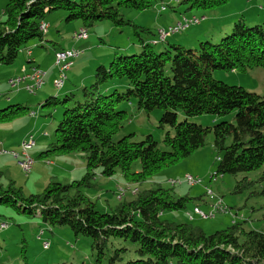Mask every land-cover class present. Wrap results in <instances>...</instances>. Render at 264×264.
<instances>
[{
	"label": "trees",
	"instance_id": "trees-1",
	"mask_svg": "<svg viewBox=\"0 0 264 264\" xmlns=\"http://www.w3.org/2000/svg\"><path fill=\"white\" fill-rule=\"evenodd\" d=\"M157 1L162 0L7 1L0 20L2 65L13 64L23 51L27 54L29 48L26 47L31 40H42L46 33L40 31V22L57 10L66 12V22L79 21L80 28L89 29L102 20L118 28L130 27L141 50L119 54L113 49L109 64L98 63L93 82L81 88L79 97L64 91L62 98L55 93L41 104L48 109L60 106L62 118L55 127L54 141L38 158L81 153L85 164L83 176L67 182L51 176L41 192L30 194H25L21 186H15L10 180L6 187L0 184V205L16 213L38 215L49 226H67L76 237L91 238L97 262L104 258L106 248L112 243L110 240L120 239L135 245L131 250L134 258L124 264H264L262 230L246 229L233 221L229 227L207 234L189 222L164 219V212L182 209L188 200L186 196H177L171 187L157 185L140 189L131 185L132 189L137 188L133 197L125 198V194L118 197L117 204L109 212L97 210L96 203L83 191L94 186L97 174L111 177L117 170L126 181L141 184L203 147L207 135L213 133V147L219 159L215 175H236L261 168L257 179L244 176L236 182L235 190L253 189L252 193L264 200V95L212 76L215 69L264 68V21L250 26L240 16L229 34L219 42L200 41L195 48L170 44L157 50L156 44L167 38L160 40L156 30L155 36L151 34L145 40L141 34H150L148 28L125 19L120 13V8L142 11ZM228 1L183 0L189 5L188 9L201 12L184 14L170 26L182 22L184 17L203 15ZM164 9L163 6L161 10ZM135 47L132 44L123 49ZM31 63L29 59L30 66ZM119 87L125 90L120 91ZM132 100L139 110H163L159 127L173 129L172 133H165L166 150L159 149L150 134L140 141H134L133 134L113 139L128 118V112L120 110L119 106ZM28 110V106L19 104L0 109V124L22 117ZM178 111L185 117L235 114L233 122L204 126L186 119L178 121ZM136 160L140 163L139 171L132 170ZM128 250L125 246L114 248L108 256V264L120 263Z\"/></svg>",
	"mask_w": 264,
	"mask_h": 264
},
{
	"label": "rangeland",
	"instance_id": "rangeland-1",
	"mask_svg": "<svg viewBox=\"0 0 264 264\" xmlns=\"http://www.w3.org/2000/svg\"><path fill=\"white\" fill-rule=\"evenodd\" d=\"M4 3L5 1L0 6V10L3 8ZM163 6L165 9L161 10ZM188 6L183 3V0H162L142 11L132 8H120V13L125 19L148 28L150 34H141L145 40H148L151 34L155 36L158 27L167 28L178 19H181L184 14L187 16L201 12L196 9H188ZM201 16L204 18L199 23L190 24L187 29L170 34L165 41L156 44V49H163L170 44L195 48L200 41L205 40L219 42L222 37L229 34L232 25L240 16L250 26L262 23L264 21V0H230L222 6L205 11L203 15H198L199 18ZM65 17L66 12L63 10L48 14L45 19L49 24L46 34L42 40L38 38L31 40L26 47L31 49V54L19 53L13 64H0V109L14 104L28 106L29 109L24 116L0 124V141L3 143L1 149L18 150L19 143L27 136L32 135L35 144L29 150V155L34 161L36 159L38 161V164L34 168L31 167L26 175L12 155L6 156L7 158H1L2 156H0V184L6 187L11 180L15 183V186H21L25 194L41 192L45 184L48 183L50 175H53V167L46 164L43 159L38 158V155L47 149L49 143L54 141V130L61 121L62 108L60 106L55 109L44 108L41 106L43 101L54 96L55 93L62 98L65 95L63 94L64 91L73 92L79 97L81 88L93 82V72L98 65L96 63L88 64L89 56L93 58L101 57L110 54L113 49H117L119 54H134L141 50L132 28L127 26L118 28L107 20L98 21L89 27L88 43L79 40L81 44H85L89 48L86 49L78 41L72 39L73 32L80 26V22L77 20L66 22ZM132 44L136 45L135 49H123L125 46H132ZM71 47L78 48L82 53L79 59L74 60L70 72L67 73L66 85L62 91L53 86L56 75L50 79L46 78V85L35 94L29 93L24 88H10L8 80L18 76L20 66L25 63L26 58L34 59L40 68L46 71L51 70V73L55 74L56 69L53 65L54 50ZM110 61L111 59H107L104 65L107 66ZM212 76L227 84L242 86L248 91L264 95V68L262 67L248 68L246 71L215 69ZM119 88L120 91L125 90L123 87ZM135 103L132 100L130 103L124 102L119 106L120 110L128 112V118L113 139L118 140L123 136L133 134V140L140 141L150 134L157 141L158 148L166 150L167 147L164 145L163 139L165 133L167 131L172 133L173 129L168 126L159 127V119L163 110L156 108L146 112L137 109ZM234 114L235 112H230L221 116L203 114L185 117L181 111H178L177 120L186 119L189 122L212 126L221 121L233 122ZM213 139V133L208 134L204 146L198 148L190 156L176 164L166 166L141 184H130L140 189L155 188L157 185L171 187L177 196L188 197L184 208L164 212L163 218L166 220L176 223L189 222L193 226L201 227L207 234L229 227L233 221L241 223L246 229L264 231L263 197L253 194V189L242 192L235 190L236 182L244 176L254 180L257 179L261 168L250 172H239L236 175H214L219 159L217 157L218 152L213 147ZM65 158L76 159V163H80L84 159L81 153L51 155L48 159ZM132 170H140L139 160L133 162ZM84 172V170L74 172L70 181L80 179ZM187 175L195 179H201L200 184L194 186L186 183L170 184V180H181L183 182L184 177ZM95 178L94 186L84 188L83 191L86 196L96 203L97 210L109 212L118 202L117 190L128 185L126 179L120 170H117L111 177L97 174ZM58 180L67 182L66 179H61V177ZM208 189L211 190V194L207 193ZM125 194V198L130 199L133 197V194L129 191H126ZM218 201L221 202L223 208L218 209L214 217L202 218L199 214H196V209H201L207 213L211 206ZM223 209L226 210L223 211ZM0 218L9 223V230L0 232V264H22V260L26 264H108V256L112 254L113 249L122 246L127 247L129 250L122 261L116 264H124L129 258H134L131 255V250L135 249V245L128 241L111 239L112 243L106 248L104 258L97 262L96 250L92 248L91 238L86 236L76 237L67 226H49L42 222L38 215L31 216L16 213L12 208L4 205H0ZM17 220L24 223L20 224ZM40 231H43V235L38 237ZM44 241L49 242L48 248H44Z\"/></svg>",
	"mask_w": 264,
	"mask_h": 264
},
{
	"label": "built area",
	"instance_id": "built-area-1",
	"mask_svg": "<svg viewBox=\"0 0 264 264\" xmlns=\"http://www.w3.org/2000/svg\"><path fill=\"white\" fill-rule=\"evenodd\" d=\"M204 17L201 16L200 18L196 15H192L190 17H184L182 22H178L174 26H168L167 28H158L157 29V36L160 40H164L168 37L169 34L175 33L178 30L187 28L190 24H196L199 23L201 19ZM40 31L42 33H46L48 28V23L45 21H41L39 25ZM74 40H84L88 38V29L85 27L79 28L77 31L73 34ZM28 55L31 54V49L26 51ZM82 52L75 47H71L68 49H60L56 50L54 52V67L56 69V77L54 79L53 85L56 89H60L64 86L67 80V72L69 69L73 66L74 60L78 58V55H80ZM46 76L47 71L40 68L39 66H31L27 71L22 72L18 76H15L13 78H10L8 80L9 86L11 88H24L29 93H35L36 90L41 88L46 83ZM35 140L33 139L32 135L28 136V139H23L20 142L19 149L18 150H7V149H1V154H8L12 155L14 159H16L19 167L21 170L23 169H31L33 164V158L29 155V150L34 145ZM215 175V174H214ZM201 179H195L190 175H187L184 177V181H171V185L175 184H181L186 183L187 185L194 186L197 184H200ZM126 190L120 189L118 193V197L121 198L125 194ZM137 190L131 189V193H136ZM208 194H211V190L208 189ZM221 202L218 201L214 203L210 210L206 213L202 211L201 209H196V214H199L203 218H211L214 217L215 213L218 211V209L223 208L220 204ZM226 209H223V211ZM222 211V210H221ZM9 223H7L4 220L0 221V230L7 228ZM43 235L42 231L39 232L38 237H41ZM44 248L49 247V242L44 241L43 242Z\"/></svg>",
	"mask_w": 264,
	"mask_h": 264
},
{
	"label": "crops",
	"instance_id": "crops-1",
	"mask_svg": "<svg viewBox=\"0 0 264 264\" xmlns=\"http://www.w3.org/2000/svg\"><path fill=\"white\" fill-rule=\"evenodd\" d=\"M5 1V3L3 4V8L0 10V20L3 18V9H4V6H5V4L7 3V1L8 0H0V6L2 5V3ZM196 14V13H195ZM162 27V26H161ZM80 28V26H78L75 30H74V32L75 31H77L78 29ZM159 28V27H158ZM73 32V33H74ZM89 37V36H88ZM89 38H87V39H85V40H82V41H85L86 43H88L89 41ZM88 41V42H87ZM78 43L79 44H81V41H78ZM81 46H84L86 49H89V48H87V46L85 45V44H81ZM92 48V47H91ZM63 49V48H62ZM56 50H54V52H55ZM23 54H25V52L23 51L22 52ZM109 56H110V54L108 53V54H106V55H104V56H101V57H97V58H93V57H90L89 56V63L88 64H98V63H104L105 61H107V59H109ZM80 57V56H79ZM79 57L77 58V59H79ZM29 59H31V58H26L25 60V63L24 64H22L21 66H20V71H19V74H21L22 72H24V71H27L31 66H39V64H36L35 63V61H34V59H31V61H32V63H31V66H30V64H28V60ZM76 59V60H77ZM27 63V64H26ZM27 65V66H26ZM23 66V67H22ZM40 67V66H39ZM56 71V70H55ZM69 72H70V70H69ZM18 74V75H19ZM54 75H56V73L55 74H53V73H51V70L50 71H47V76H46V78L47 79H50L51 77H54ZM47 79H46V82H47ZM44 85H46V83L44 84ZM43 85V86H44ZM65 85H66V83H65ZM65 85L62 87V88H60V89H57V90H59V91H62L64 88H65ZM43 86L41 87V88H43ZM41 90V89H40ZM39 90V91H40ZM4 144H6V143H4ZM1 146H3V143H2V141H0V149H1ZM0 156H2L1 158H7L6 156H8V154H4V155H2L1 153H0ZM9 157V156H8ZM11 158V157H10ZM16 160V159H15ZM45 162H46V164H49L50 165V167H53V171H52V173H53V175H50V176H56L57 178H59V177H61V179H66L65 181H69L70 179H71V177H73V175H74V172H77V171H79V170H84L85 171V167H84V159H82V162H80V163H76L75 162V160L76 159H43ZM38 164V161H37V159L33 162V164H32V168H34L36 165ZM99 175V174H98ZM95 180H96V178H95ZM128 181H126V184H128L126 187H121V188H119L118 190H117V192L119 193V190L120 189H124V190H126V191H129V192H131V189H132V187H131V184H130V182H128ZM47 183V182H46ZM118 193H117V195H118ZM126 196V194L123 196V197H125ZM209 207H210V204H209ZM1 219V218H0ZM1 221V220H0ZM20 224L21 223H24L23 221H19V220H17ZM5 231H8L9 230V226L7 227V228H5L4 229ZM3 230V231H4Z\"/></svg>",
	"mask_w": 264,
	"mask_h": 264
},
{
	"label": "bare ground",
	"instance_id": "bare-ground-1",
	"mask_svg": "<svg viewBox=\"0 0 264 264\" xmlns=\"http://www.w3.org/2000/svg\"><path fill=\"white\" fill-rule=\"evenodd\" d=\"M73 39H74V36H73ZM80 55H78V57H79ZM24 139H28V136L26 137V138H24ZM33 162H34V160H33ZM25 174H28L29 173V171H30V169H23L22 170ZM134 190H137V188H133ZM42 233H43V231H42Z\"/></svg>",
	"mask_w": 264,
	"mask_h": 264
}]
</instances>
